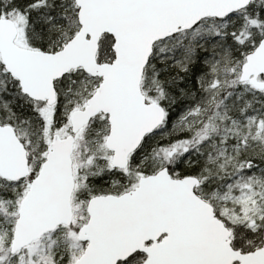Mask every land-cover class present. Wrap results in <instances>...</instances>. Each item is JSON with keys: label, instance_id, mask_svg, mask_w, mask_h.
Masks as SVG:
<instances>
[{"label": "snow or ice", "instance_id": "obj_1", "mask_svg": "<svg viewBox=\"0 0 264 264\" xmlns=\"http://www.w3.org/2000/svg\"><path fill=\"white\" fill-rule=\"evenodd\" d=\"M0 264H264V0H0Z\"/></svg>", "mask_w": 264, "mask_h": 264}]
</instances>
